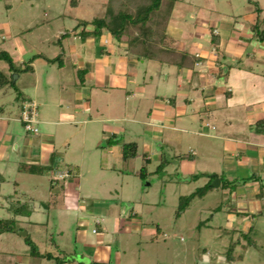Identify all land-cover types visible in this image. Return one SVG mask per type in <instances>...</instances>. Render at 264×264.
Masks as SVG:
<instances>
[{
  "label": "crops",
  "instance_id": "1",
  "mask_svg": "<svg viewBox=\"0 0 264 264\" xmlns=\"http://www.w3.org/2000/svg\"><path fill=\"white\" fill-rule=\"evenodd\" d=\"M118 2L68 0L63 15L76 24L95 17L109 19ZM258 8L261 11L245 21L213 12L204 27H195V35L182 27V16L172 9L159 43L165 52H158L157 59L132 53L127 35L116 38L104 28L100 34L85 35L75 28L57 29V49L52 52L29 46L16 53L17 59L10 55L21 66L28 62L31 67L25 71L34 97L18 90L21 99H17L16 118L24 127L23 104L34 102L37 131L26 130L24 136H17L13 130L7 132L14 121L11 116L0 115V161L7 159V150L14 145L15 152H21L24 159L19 165L46 167L39 174L19 171V165L17 171L32 175L37 187L47 181L49 190L59 181L53 179L55 173H73L80 184L83 160L80 164L68 160L66 170H60L58 161L66 159L67 152L77 146L83 153L88 151V141L100 143L106 159L101 168L110 169L118 179L127 174L143 179L136 173L141 167L146 170L144 179L153 173L163 174L168 164L177 161L178 180L196 177L205 181L204 186L217 177L210 188H221L230 196L225 208L228 228L247 234L254 226L255 231L264 230V65H258L264 58V35L257 39L252 31L260 16L264 21V4ZM4 25L8 28L7 23ZM196 35L198 41L194 43ZM39 42L40 49L54 43L47 35L39 37ZM34 54L37 56L28 61ZM17 73L13 81L22 77L21 72ZM24 87L28 86L24 83ZM257 122L263 124L257 126ZM58 142L64 147V159L58 156L56 162ZM127 142L136 144V155L125 160L122 146ZM137 157L141 161L136 169ZM163 160L166 164L158 170ZM61 191L64 204L73 210L75 230L68 241L61 238L60 244L56 243L58 254L68 257L69 264H120L113 242H119L121 234L141 227L137 212L123 211L121 203L111 197L108 201L86 202L84 195L64 184ZM29 192L27 198L9 199L26 202L31 209L30 215L16 217L29 218L40 211V207L31 205L34 197ZM119 192L122 194V189ZM14 194L16 190L9 195ZM92 219L96 227L90 233L87 227ZM155 230L159 231L158 225ZM58 231L60 235L68 233V228L60 226ZM18 259L31 264L28 255Z\"/></svg>",
  "mask_w": 264,
  "mask_h": 264
},
{
  "label": "rangeland",
  "instance_id": "2",
  "mask_svg": "<svg viewBox=\"0 0 264 264\" xmlns=\"http://www.w3.org/2000/svg\"><path fill=\"white\" fill-rule=\"evenodd\" d=\"M67 3L68 0H0V51L8 50L17 59L16 53L29 46H34L39 51L49 50L47 52L57 49V29L75 28L80 31L82 28L63 15L67 11ZM72 3L70 7L74 5ZM262 3L264 4V0H175L173 10L174 14L182 16V27L195 35V27H204L213 12L245 21L248 16L255 17L256 8ZM261 20L262 16L259 21L262 28L264 21ZM7 33L11 35L6 37ZM45 35L54 43L50 42V45L40 49L39 37ZM194 37L196 43L197 35ZM202 44L204 45V41ZM13 62L16 71L11 72L8 62L0 58V70L13 82L0 89V107L3 108L0 115L11 116L14 121L6 129L7 132L13 130L17 136H24L26 129L16 118L17 97L20 96L17 91L23 90L32 98L34 95L28 85V71L18 62ZM258 65H264V58L258 61ZM17 72H21L22 77L13 81ZM24 83L28 86L27 89H24ZM38 128L42 131L40 125ZM31 134L39 136L36 133ZM89 142L91 141L87 142L88 151L83 153L77 146V149L67 152L66 159L63 158L64 147L60 142L57 143L58 151L54 154V161L58 156L64 159L58 161L60 170L67 169L68 160H76L79 164L83 160L82 177L78 184L79 178L71 173L53 184L52 190H49L50 184L47 181L43 180L42 185L37 187L36 179L32 175L17 171L18 163L24 159L21 152H15L14 145L9 147L7 159L0 161L1 172L3 171V181L0 182V217L12 216L8 209L10 198H27L25 195L29 191V195L34 197L31 205L35 209L40 207V211L29 218L16 217V230L0 234V264H23L18 259L22 255L30 256L31 264H69V258H64L63 254L59 255L55 250L60 239L68 241V235L75 230L73 210L62 200V184L84 195L86 202L108 201L107 198L111 197L121 203L123 211L127 210L129 213L132 209L137 212L142 221L141 227L121 234L119 242H113L117 245L115 248L119 252L120 264H264V230L255 231L254 226L253 231L247 234L228 228L225 224V208L230 196L224 194L221 188L213 187L201 196H193L186 209L180 211L179 196L195 192L205 181L196 177L191 181L178 180L180 171L177 161L168 164L163 174L153 173L146 179L127 174L118 179L116 173L110 174V169L101 168L106 159L102 155L103 148L99 146L100 143L93 145ZM135 161L137 169L140 167L141 158L137 157ZM121 189L122 194L119 192ZM15 190L16 194L10 196ZM67 213H71V216L63 215ZM35 221H41V224H35ZM157 225L159 231L155 230ZM60 226L68 228V233L64 231L60 235ZM95 227L93 219L90 220L88 231L91 233ZM19 231L28 232L27 237L20 235ZM100 233L101 231L98 232ZM230 242L234 244L233 249L229 248ZM29 243L35 245L37 250L31 252ZM47 252L52 257L44 258L41 255ZM58 256L61 257L60 261ZM62 258L65 261H61Z\"/></svg>",
  "mask_w": 264,
  "mask_h": 264
},
{
  "label": "trees",
  "instance_id": "3",
  "mask_svg": "<svg viewBox=\"0 0 264 264\" xmlns=\"http://www.w3.org/2000/svg\"><path fill=\"white\" fill-rule=\"evenodd\" d=\"M175 0H119L117 9L114 15L107 18H93L90 21L79 20L78 25L82 28L80 30L82 35L85 34H100L104 28L110 34L116 38H120L122 35H127L129 51L132 53L146 57L157 59L158 52H165L164 49L159 48V43L165 35V29L167 26L168 18L171 14ZM259 11V8H256ZM259 21L255 22L252 26V31L257 39H262L264 35V26L260 28ZM92 25V29H86L87 25ZM167 53V51H166ZM36 54L32 55L28 61L32 60ZM0 58L4 59L9 64V70L16 71L15 64L10 54L5 51H0ZM54 60V59H51ZM25 70L30 69L28 62H25ZM12 80L9 76L5 75L0 70V89L12 84ZM20 94V91H17ZM21 99V97H17ZM24 124V122H23ZM262 122H257L256 125L260 126ZM136 155V144L134 142L124 143L122 146L123 159H129ZM166 164V160L160 162L158 170H161ZM46 167L22 163L18 166L19 171L28 173H41ZM136 173L145 178L146 170L141 167ZM3 181V176L0 174V182ZM210 188V182H207L204 186L197 188L195 192L188 195H182L179 197V209L183 211L190 202L193 196H201L207 189ZM8 209L11 211V217H0V234L16 230L15 221L16 216H28L31 213L26 202H19L18 200H10ZM27 237V234H26ZM30 251L37 250L36 246L29 243ZM229 248H232L229 246ZM44 258L52 257L49 252L41 254ZM60 261V259H59ZM89 264H110L109 262H91Z\"/></svg>",
  "mask_w": 264,
  "mask_h": 264
},
{
  "label": "built area",
  "instance_id": "4",
  "mask_svg": "<svg viewBox=\"0 0 264 264\" xmlns=\"http://www.w3.org/2000/svg\"><path fill=\"white\" fill-rule=\"evenodd\" d=\"M36 105L34 102H27L23 104L22 110H21V120L24 122V128L28 131L36 132L37 128L34 126L36 123ZM68 174L66 172L62 173H55L53 176V179L61 180L64 177H66Z\"/></svg>",
  "mask_w": 264,
  "mask_h": 264
},
{
  "label": "water",
  "instance_id": "5",
  "mask_svg": "<svg viewBox=\"0 0 264 264\" xmlns=\"http://www.w3.org/2000/svg\"><path fill=\"white\" fill-rule=\"evenodd\" d=\"M14 79V78H13ZM215 181H217V177L214 178L213 182L211 183L212 185H215ZM20 235L22 236H25L26 235V232H23V231H19L18 232Z\"/></svg>",
  "mask_w": 264,
  "mask_h": 264
}]
</instances>
